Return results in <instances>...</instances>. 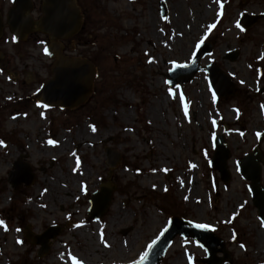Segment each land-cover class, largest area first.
I'll return each instance as SVG.
<instances>
[{
  "label": "rangeland",
  "instance_id": "obj_1",
  "mask_svg": "<svg viewBox=\"0 0 264 264\" xmlns=\"http://www.w3.org/2000/svg\"><path fill=\"white\" fill-rule=\"evenodd\" d=\"M159 1L77 0L84 27L63 43V55L98 69L93 96L77 109L41 107L33 98L52 77L47 44L5 48L17 67L0 74V220L7 227H0V264H133L173 216L209 224L231 264H264V227L237 163L258 147L264 186V19L239 24L245 13L263 14L264 0H162L167 22ZM200 41L214 44L203 64L230 75L232 97L213 102L205 72L182 89L165 83L173 62L189 64ZM232 50L239 57L231 63ZM217 136L231 152L228 183L209 165ZM109 149L121 156L113 170ZM18 161L36 175L30 187L9 182ZM108 182L116 186L112 205L90 219L89 198ZM117 212L123 219L112 223ZM54 226L62 232L38 258L26 234ZM166 256L162 264H189V257L203 264L207 254L177 236Z\"/></svg>",
  "mask_w": 264,
  "mask_h": 264
},
{
  "label": "water",
  "instance_id": "obj_2",
  "mask_svg": "<svg viewBox=\"0 0 264 264\" xmlns=\"http://www.w3.org/2000/svg\"><path fill=\"white\" fill-rule=\"evenodd\" d=\"M46 4L43 8V17L37 23L38 30L51 37V43L47 47L48 53L54 58L56 63L52 67L53 77L47 79L42 88L37 91L36 99L40 100L47 107H59L62 109H77L85 104L94 93L95 77L97 69L92 61L88 59H71L62 54L64 48L61 41L68 40L79 33L82 28L83 14L76 0H44ZM29 0H18V5L30 7ZM163 20L168 17L166 5L161 3ZM20 9L11 10L8 15V24L15 31L14 24L18 17H22ZM259 17L248 18L244 27H248L257 22ZM33 26V21H25ZM2 19L0 17V33ZM213 46L210 43H202L195 52L196 55L185 68H173L165 74L167 83L171 87L182 89V86L193 82L195 75L200 72H207L209 83L215 96L225 97L226 99L235 93V85L228 75H225L215 64L202 66L204 57L211 54ZM238 52L230 53V60L235 61ZM259 141L262 142L261 138ZM214 156L210 160L212 169L217 171L221 180L225 183L230 181L231 175L228 169V160L231 152L227 147V142L222 136L214 139ZM252 153L244 156L238 161V172L249 182V192L252 196L253 206L257 208L258 217L264 222V186L262 185V155L258 147ZM109 158L107 165L111 170L118 167L121 160L119 152L107 151ZM35 174L27 164L18 162L14 165V171L10 173L9 182L14 188H19L22 184L27 187L34 184ZM116 186L111 183L102 184L97 193L89 198L90 207L88 216L90 219L98 220L106 215L112 205L113 197L116 193ZM193 223V222H192ZM62 229L58 226L51 227L43 232L42 235H26V239L32 244L40 246L38 257L42 258L52 249L53 241L61 234ZM180 236L184 239L191 238L194 243L201 246L207 257L203 258V264H231L230 253L226 249V243L219 238L212 230H202L193 228L189 220L182 217H171L166 228L161 235L151 243L152 247L147 250V257L143 264H161L165 259L167 251L172 246V242ZM133 264H140V260Z\"/></svg>",
  "mask_w": 264,
  "mask_h": 264
},
{
  "label": "flooded vegetation",
  "instance_id": "obj_3",
  "mask_svg": "<svg viewBox=\"0 0 264 264\" xmlns=\"http://www.w3.org/2000/svg\"><path fill=\"white\" fill-rule=\"evenodd\" d=\"M29 1H30L29 4L30 7H27L26 5L24 6L22 5L19 7L18 0H0V17L2 19V26H1L2 30L0 34V74H3L6 71L8 72V67L11 68L17 67L15 64L14 65L12 64L13 61L12 59H10L8 55L9 52L5 50L6 47L11 46L13 48L15 46L16 49L18 45H22V44L23 45L29 44L35 41H40L46 44L50 41V38L47 35L42 34L37 29L38 27H36V24L43 17L42 11L45 6L44 0H29ZM14 9H20L21 11H23L22 17H18L17 21L14 24L15 31L8 24V17H7L11 13V10ZM260 16L262 17V19H264V13L261 14ZM28 19L33 21V26L28 25L25 22ZM13 37H15V41H13ZM262 72L263 71L260 70L259 74H262ZM236 91H237V85H235V93Z\"/></svg>",
  "mask_w": 264,
  "mask_h": 264
},
{
  "label": "snow or ice",
  "instance_id": "obj_4",
  "mask_svg": "<svg viewBox=\"0 0 264 264\" xmlns=\"http://www.w3.org/2000/svg\"><path fill=\"white\" fill-rule=\"evenodd\" d=\"M214 27H215V24L208 25V26H207L208 31H211V29L214 28ZM237 27H240V26L237 25ZM13 41H15V37H13ZM200 43H202V41L198 42V43L195 45V47L199 48V47H200ZM45 54H47V49H45ZM192 55L195 56L196 53H192ZM173 67H174V68H177V69H179V68H185V67H187V64H179V63H175V62H173ZM165 83H167V81H166ZM209 90L211 91V89H209ZM169 95H172L171 90H169ZM180 99H181V101H183V97H182V96L180 97ZM212 99H213V102H215V100H216V96H215L214 93H213ZM41 107H43V105H41ZM185 115H187V112H185ZM212 125H213V126L216 125V121H215V120L212 121ZM92 130L95 131V128H93ZM259 135H260V133H257V136H259ZM48 143H49V144H54L55 141H53V140H49ZM2 146H4V142H3V141H0V147H2ZM77 163H79V162L77 161ZM185 199H186V198H185ZM189 223L191 224V226H192L193 228H197V229L209 230V229L211 228V226H210L209 224H204V223H192L191 221H189ZM261 226L264 227V222L261 223ZM0 227L4 228V230L7 231V227H6L5 222H4L3 220H0ZM213 230H214V229H213ZM16 231H19V229H16ZM16 242H17L18 244L21 243V241H19V240H17ZM148 247L151 248L152 245L150 244ZM240 247L243 248L244 245L241 244ZM147 255H148V253H147V251H145V252L143 253V255L141 256V258H140V264H143V261H144V259L147 257ZM73 264H78V262L75 261V259H74ZM189 264H192L191 257H189Z\"/></svg>",
  "mask_w": 264,
  "mask_h": 264
},
{
  "label": "bare ground",
  "instance_id": "obj_5",
  "mask_svg": "<svg viewBox=\"0 0 264 264\" xmlns=\"http://www.w3.org/2000/svg\"><path fill=\"white\" fill-rule=\"evenodd\" d=\"M121 219H123V215L120 212H117V215L113 219L112 223H118Z\"/></svg>",
  "mask_w": 264,
  "mask_h": 264
}]
</instances>
